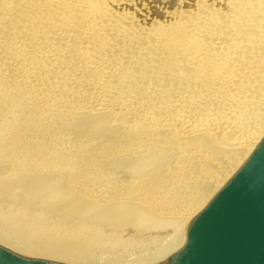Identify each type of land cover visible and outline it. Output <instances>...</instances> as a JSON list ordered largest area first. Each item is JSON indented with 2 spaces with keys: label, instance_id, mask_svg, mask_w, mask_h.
Masks as SVG:
<instances>
[{
  "label": "bare ground",
  "instance_id": "bare-ground-1",
  "mask_svg": "<svg viewBox=\"0 0 264 264\" xmlns=\"http://www.w3.org/2000/svg\"><path fill=\"white\" fill-rule=\"evenodd\" d=\"M263 139L264 0H0V237L23 257L144 264ZM169 150L180 181L110 182Z\"/></svg>",
  "mask_w": 264,
  "mask_h": 264
},
{
  "label": "water",
  "instance_id": "water-1",
  "mask_svg": "<svg viewBox=\"0 0 264 264\" xmlns=\"http://www.w3.org/2000/svg\"><path fill=\"white\" fill-rule=\"evenodd\" d=\"M0 264H69L23 257L0 237ZM144 264H264V139L197 219Z\"/></svg>",
  "mask_w": 264,
  "mask_h": 264
},
{
  "label": "rangeland",
  "instance_id": "rangeland-1",
  "mask_svg": "<svg viewBox=\"0 0 264 264\" xmlns=\"http://www.w3.org/2000/svg\"><path fill=\"white\" fill-rule=\"evenodd\" d=\"M93 119H94V122H96V124L97 123H99V120L101 121V119H97V118H95V117H92ZM87 119V120H89V121H87V124L89 123V124H91L92 125V123H93V125L95 124L94 122H93V119ZM82 119V118H81ZM77 120H79L78 118H77ZM96 120V121H95ZM83 121V120H82ZM82 121H80V122H82ZM85 122H86V120H85ZM73 123H74V121H73ZM89 127V130H91L92 131V129L90 128V125L88 126ZM65 129V128H64ZM106 130L107 129H105V132H106ZM91 131L89 132V135L88 136H86V139H92L93 138V136H95V135H93L94 133H93V131H92V136H91ZM102 133V132H101ZM100 133V134H101ZM103 136V135H102ZM102 138V137H101ZM107 138H109V136L108 135H104L103 136V141H105ZM174 146L176 145V144H173ZM103 146H106L105 144L104 145H102V147ZM173 146V147H174ZM180 146V145H179ZM100 149V148H99ZM162 149H164V147L163 146H158V150L157 151H159V150H162ZM173 150H169V151H166V152H168L167 154L168 155H164V158H162V160L164 161V163H162V162H160V161H157V159L155 160V157H152L151 156V158L149 157H147V158H145L146 156H144L143 157V155H141V152H140V154H138V155H140L141 156V158H139L138 156H137V158H133V157H129L131 160H129L128 159V157H127V160L124 162L123 160V162L121 161V163H124V164H119V166L118 167H114V164L116 163V162H118L117 161V159H115V160H113V161H110V163L108 164V165H110L111 163V165L109 166V167H112V168H110L109 170H107V173H108V177L110 178V182L112 183V184H116V185H124V184H127L128 182H129V180H133V179H137L138 181H137V183H146V184H148V185H156V184H159V185H161L162 183H163V181L164 182H167V179L165 178L166 176H171V177H173V175H174V173L172 172V169L170 170L171 172L169 173V174H167V173H165V172H162L164 169H168L169 170V167H170V165H172L171 167L173 168H175V167H177V165H175V163L178 161V160H180L179 162H181V160L182 159H180V158H178V157H175V158H172V155L173 154H171L170 155V153L172 152ZM174 152V151H173ZM208 152V151H207ZM204 154H206V151H204ZM203 153H202V155H201V157L202 158H204V156H206V155H204ZM210 154V153H209ZM167 156V157H166ZM171 156V157H170ZM207 156H208V154H207ZM217 157V159L218 158H220V156L218 155H209V158H212V157ZM99 157V156H98ZM171 159H173V161L172 162H175L174 164H172L171 162H168V163H165V160L166 159H168L169 160V158ZM222 157V156H221ZM93 158V157H92ZM100 158V157H99ZM143 158H145L144 160H143ZM139 159L141 160V161H139ZM147 159H149V160H147ZM220 159H223V158H220ZM177 160V161H176ZM98 161V160H97ZM221 161H223V160H220V162ZM91 162H93L92 161V159H87L86 160V165H91L90 163ZM99 162V161H98ZM151 163H154L156 166L155 167H153V168H151L152 166H151ZM178 163V162H177ZM215 163H217V162H215ZM97 164H99V163H97ZM117 164V163H116ZM179 164V163H178ZM104 164H102V166H103ZM158 165V166H157ZM169 165V166H168ZM221 165V163H219V165L218 166H220ZM97 166H99V165H95V167H97ZM101 166V167H102ZM105 166V165H104ZM103 166V167H104ZM124 167V169H119L120 167ZM217 166V167H218ZM101 167H97V169H101ZM130 167V168H129ZM180 167V166H179ZM216 167V168H217ZM115 168H117V169H115ZM182 168V167H181ZM219 168V167H218ZM119 169V170H118ZM178 169H180V168H178ZM203 169V168H202ZM200 169V171H203V172H205V170L206 169ZM212 169H214V168H212ZM114 171V172H113ZM117 171V172H116ZM144 171H145V173L146 174H144L143 175V173H144ZM193 173L194 171H192V170H190V169H188L187 170V172L188 173ZM208 171H211V172H213V170H206V175H209L211 172H208ZM162 172V174H160ZM175 172V171H174ZM164 173L166 174V175H164ZM173 173V174H172ZM191 173H190V175H191ZM209 173V174H208ZM161 175H163V176H161ZM176 175V179L177 180H181V176H180V174H175ZM175 175H174V177H175ZM206 175H204L203 174V176H206ZM178 177L180 178V179H178ZM168 178V177H167ZM169 182V181H168ZM184 182V181H183ZM185 183V182H184ZM16 183H14V185H15ZM50 184H52L50 181H48V182H45V183H43V186H40V188H38L37 189V192L35 193V191H34V195L32 194L31 196H32V198H31V200H32V203L34 202L35 203V199L36 200H38V204H40L41 206H44L45 204H48L47 202H49V199H51L50 197H46L45 195H41L42 193H44V192H46L45 190H48L49 189V187H50ZM26 186V185H25ZM223 186V185H222ZM186 187H188L189 189H186ZM186 187H183L184 188V190H183V188H182V190H179L180 192H184L185 190L186 191H189V192H191L194 188H195V186H194V188L193 189H191L192 188V186L191 187H189L188 185H186ZM24 190H25V187L23 188ZM172 190V189H171ZM171 190H169L170 192L169 193H172L173 191H171ZM191 190V191H190ZM33 191V190H32ZM197 191V190H196ZM195 191V192H196ZM177 192V191H176ZM174 193V192H173ZM172 193V194H173ZM192 194L190 195V196H192L193 195V193H194V191L193 192H191ZM37 194V195H36ZM182 194V193H181ZM196 195H198V192L197 193H195ZM170 195V194H169ZM174 195H176V196H178V193H174L173 194V196ZM17 197H19L18 195H16ZM16 196H9V197H6V198H10L11 200L13 199V198H15ZM34 196H36V197H34ZM37 196H39V197H37ZM166 196H168V194L166 195ZM12 197V198H11ZM38 198V199H37ZM15 200V199H14ZM177 200H179V196L177 197ZM45 201H46V203H45ZM181 202V201H180ZM45 203V204H44ZM34 206V205H33ZM33 206L32 207H30V209H32L33 208ZM46 206V205H45ZM34 210V209H33ZM142 214V213H141ZM145 215V214H144ZM152 215V214H151ZM24 216H26V215H24ZM146 216L149 218V220H148V218L147 217H143V218H141L142 217V215H141V217H140V214H139V216L137 215L136 217H134L133 218V221H135V223L136 224H143L145 227H148V228H151V227H159V226H166L165 227V229L164 230H162L161 232L163 233V232H168L169 230H171V228H170V226L171 225H176V224H172V223H167L168 221H166L165 219H163V220H165V221H163L161 218H159V219H161L162 221H157L158 220V218H156L157 220H153L152 219V217H154V215H152V217H149L150 215L148 214H146ZM156 216V215H155ZM157 217V216H156ZM146 220H145V219ZM155 219V218H154ZM18 220L19 221H21V219H20V217L18 218Z\"/></svg>",
  "mask_w": 264,
  "mask_h": 264
}]
</instances>
